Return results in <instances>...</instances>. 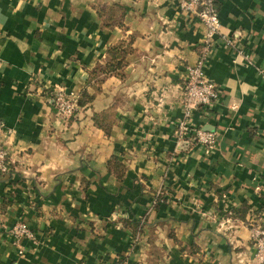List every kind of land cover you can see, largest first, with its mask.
<instances>
[{
	"label": "crops",
	"instance_id": "0c3cea01",
	"mask_svg": "<svg viewBox=\"0 0 264 264\" xmlns=\"http://www.w3.org/2000/svg\"><path fill=\"white\" fill-rule=\"evenodd\" d=\"M216 7L204 73L221 94L191 116L218 133L207 151L174 138L205 38L177 1L0 0V264H258L246 221L264 217V0ZM121 41V73L96 81ZM56 87L87 95L67 122ZM20 222L32 237L13 234Z\"/></svg>",
	"mask_w": 264,
	"mask_h": 264
},
{
	"label": "built area",
	"instance_id": "2783aa9c",
	"mask_svg": "<svg viewBox=\"0 0 264 264\" xmlns=\"http://www.w3.org/2000/svg\"><path fill=\"white\" fill-rule=\"evenodd\" d=\"M182 11L195 15L205 28V38L202 49L192 65H187L181 86V117L174 124V138L178 148L189 150L195 145L202 146L204 150L215 147L218 140L216 131H206L191 123L192 113L197 109L212 107V103L219 98L221 89L214 81L205 76L204 68L206 57L215 35L219 32L220 21L216 7V0H175ZM50 98L57 117L67 122L78 109V95L67 92L61 87L50 91ZM9 170L6 161V151L0 146V174ZM224 224L229 228V219ZM250 232V242L253 256L258 264H264V217L251 215L246 221ZM15 236L32 237L33 233L25 223L20 222L13 228ZM115 264H122L120 261Z\"/></svg>",
	"mask_w": 264,
	"mask_h": 264
},
{
	"label": "trees",
	"instance_id": "16d2710c",
	"mask_svg": "<svg viewBox=\"0 0 264 264\" xmlns=\"http://www.w3.org/2000/svg\"><path fill=\"white\" fill-rule=\"evenodd\" d=\"M128 48V43H125V41H121L120 43L111 46L107 51V59L104 64L98 65L92 72L91 77H93L96 81H99L100 78L104 75L110 74V73H117L120 74L121 70L124 66V60L123 55L125 54L126 50ZM83 95H87L82 93L78 94V105H81L86 98L83 99ZM89 99V98H88ZM98 124L99 122L96 121ZM185 150V149H184ZM161 199H158V201ZM157 199L154 202V205H156ZM235 209H231L230 214L235 215Z\"/></svg>",
	"mask_w": 264,
	"mask_h": 264
}]
</instances>
